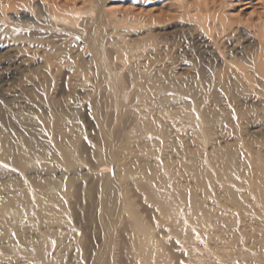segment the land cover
<instances>
[{
	"label": "bare ground",
	"instance_id": "obj_1",
	"mask_svg": "<svg viewBox=\"0 0 264 264\" xmlns=\"http://www.w3.org/2000/svg\"><path fill=\"white\" fill-rule=\"evenodd\" d=\"M109 1L120 0H93L95 8L88 10L94 12L92 17H80L79 10L69 8L66 11L64 6L48 0L0 1V92L13 98L11 111L27 124L23 127L17 122V129L26 131L31 128L41 132L48 146H41L31 137H26L14 147L0 142L3 148L0 160L11 161L15 169H20L16 171H21L17 178H13L10 171L6 176L0 174V230L6 233V241L0 239V264H63L60 257L56 258L60 252L52 251H58L56 246L61 238L58 239L57 235L70 239L74 234L72 229L63 233L62 226H68L69 216L76 212V202H80L87 193L92 196L90 213L98 229L97 242H78L71 249L70 245L61 243V253L64 249L69 254L68 262L64 264H264L260 253L264 238L256 236L249 244V236L245 244L247 228L238 226L240 221H233V225L228 221L235 218V213L230 212L234 208L224 211L225 214L218 213L217 209L226 203L223 205L224 199L212 194L214 188L223 182V179L219 182L217 173L220 170L224 172L222 170L226 166L230 182L226 181L238 183L232 169H228L231 167L226 165L228 159L224 163L226 166L222 165L224 159L218 163L222 152L217 147L229 142V135L220 134L212 138L207 150V143L200 138L205 125H210L207 120L211 112H208V117L209 109L206 112L201 110L206 102L204 98L194 100L191 94L192 99L168 73V79L164 80V70L160 65L156 67L157 64L153 67V59L150 57L151 61L149 56L144 59L138 57L128 65L127 61L122 63L124 56L120 60L121 54L117 56V53L121 51L124 54L130 47H121L119 41L120 46L115 45V36L111 39L103 29L107 23L103 8ZM90 22L99 23V28L89 27ZM78 39L83 41V52L89 56L90 66L86 70L81 68L82 63L80 67L74 63L75 68L71 67V61L61 48L65 42ZM201 42L206 43L202 39ZM208 44L204 47L211 50L206 53L214 54L215 48ZM261 48L252 61V74H264V48ZM82 49L75 46L72 52L82 53ZM36 60L50 80L54 77L59 81L57 90L62 94L66 91L65 95H68L50 108L31 103L32 98L24 94L26 89L14 88L11 86L14 82H9L18 80L16 77L24 69L33 67ZM179 68L186 72L191 70L184 64ZM240 68L236 67V71L241 78H246L248 70L243 69L244 73L247 72L245 75ZM250 76L247 75L246 79ZM37 79L34 84L41 85L39 94H45L50 82L48 85L44 83L45 77L44 81ZM29 81L25 80L26 86H34L31 83L34 81ZM80 122L86 125L85 131L81 130ZM232 142L237 141L233 139ZM218 149L220 158L217 160ZM250 156L245 157L248 159ZM214 159L217 163L213 162ZM100 161L102 164H96ZM113 161L120 163L117 165L121 168L120 174L115 166L112 177L110 173H104L99 176L103 177L99 181L80 182L84 176L92 175ZM51 162L62 167H54L56 164L50 167ZM77 162H88L90 166L84 168L86 172L83 173ZM34 166L42 168L34 171L37 169ZM22 173L24 181H27L25 186L15 182L21 179ZM252 174L249 171L245 177L253 180ZM10 181L13 183L9 184L11 188L8 185ZM253 183L250 188H253ZM231 188L227 191L231 192ZM234 198L236 203L243 200L236 199L237 196ZM245 204L235 206V210H247ZM31 217L37 218L39 222L36 224L43 226L39 227L38 238L32 235L33 241L23 243L25 237H21L17 230ZM226 222H230L227 225L232 228H222Z\"/></svg>",
	"mask_w": 264,
	"mask_h": 264
},
{
	"label": "rangeland",
	"instance_id": "obj_2",
	"mask_svg": "<svg viewBox=\"0 0 264 264\" xmlns=\"http://www.w3.org/2000/svg\"><path fill=\"white\" fill-rule=\"evenodd\" d=\"M48 1L51 3H56L57 5L62 7L64 6L66 8V11L69 8H70L69 10L72 9L79 10L81 12L80 17H92L94 15V12L91 13L88 12V10H90L89 8L92 9L93 6L95 8L93 0H48ZM103 11L105 12L104 18L105 20L107 19L106 20L107 23H105L104 25L105 28H103L105 33L108 32V34H110L109 37L111 38L113 36V39L115 36L116 39L114 40L117 41L116 43L113 40V43H115V45H117L119 41L120 44L122 43L121 47L122 45L123 47L125 45V48L130 47L131 49L130 50L129 48H127L126 51L129 50V52L124 51L125 52L124 54L123 52L120 53L121 51L117 53L118 54L117 56H120L121 54L120 60H122V56H124L123 57L124 60L122 61V63L124 61H127L126 63L128 65V63H131L138 57L139 59L141 58L144 59L147 56H149V58L151 57L153 59L152 61L150 58L153 67L157 64L156 67H159L158 65H160L162 70H164V71L161 70L162 72H165V75H163L164 80H167L168 76L169 77L171 76L170 78H173V81L176 80L178 81L177 85L180 84L178 87L181 88L182 91L188 93L189 96H191V98L192 95H194V100H196L195 98H197L198 101H200L199 99L204 98L206 102H204V105L201 107V110L202 111L204 110L206 112V110L209 109L206 113V116H208L210 112L211 115L210 117L208 116L209 119L208 117L205 118L206 120L208 119L207 121L210 123V125L207 124L205 125V129L203 130L204 133H202L200 138L202 140L204 139V143H207L208 146L206 145L205 148L208 150L210 148L209 142L212 138L217 137L220 134L229 135L230 137L229 142L228 141L223 142L217 147L221 150L220 152L222 153H220L218 149L217 150L218 157L216 158L218 160L221 154L222 157L220 158V161L218 160V163L219 162L222 163L221 161H223L222 159H224L222 165L226 166L229 164L228 167L231 168L228 169H232L231 171L234 175V178L238 180L237 185L236 183L233 184L231 182L230 184L226 181L228 180L230 182V180L227 178V175L229 173V171L226 168L227 166L224 167L226 170L225 169L222 170L224 172H221L220 170V173H217L218 174L217 178L219 179V182H221L222 179L223 182L222 184L221 183L218 184L219 182H217L219 186L216 184L217 186L212 191L213 192L212 194L213 196L219 195V198L224 199L223 205L225 203L227 205V206L226 205L220 206V209L219 210L217 209V212L224 213V211L225 212L228 210L230 211V209L234 208L230 212L235 213L234 216L235 218L234 220L232 219V221L231 220L228 221L232 222V225L234 223L233 221L236 222L240 221L241 223L239 222L240 224L238 223V226L243 225L242 227L247 228L245 229L246 230L245 233L248 231V233H246L248 237L246 235L245 244L248 242L250 244L251 240H253L256 236H259V238L257 237L258 239L264 238L263 236L264 228H262L264 226L263 225L264 176H261L264 175V163H263L264 147L262 148V146H264V105H263L264 104V74H257L256 72H253L254 74H252V70H251L253 69V67H251L252 61L257 58L256 55H258L259 48H261L262 46H263L262 48H264V0H137V1L120 0V1L107 2L103 8ZM113 19L115 20L112 22ZM114 22L115 24H113ZM88 26L97 29L99 28L100 24L97 22H90ZM113 29L116 31L115 32L116 35L112 33L114 32ZM201 39L202 41L205 40L207 44L210 42V44H208L210 46L212 44V48L213 47L215 48V49L213 48L214 54L208 55V53H206L211 49H209L208 47H204V44L206 43H202ZM124 41L127 43L125 44ZM82 42L83 41L80 39L75 41H70L67 43L65 42V44H62L61 48L64 49V53L65 56L68 57L67 58L68 61H71L70 62V64H72L71 67L75 68L76 65H77L76 67L78 66L80 67L82 63L81 68L86 70L89 68L90 63L88 62L89 60L88 53L86 54L83 52L85 49H82L84 48ZM120 44H118V46H120ZM75 46L81 47L82 53L81 52L80 53L82 55L78 52L76 53L72 52L74 51ZM69 48L72 49V51L69 50ZM262 50L264 57V49ZM252 54L254 57H251ZM67 59L65 58V60ZM175 62L177 63V65H175L176 64ZM34 63L35 64H32L33 67L30 68L28 67L27 68L28 70L24 69V72H22V74H19V76L16 77V79L18 78V80L15 81L9 80L10 83L14 82L12 83L11 86L12 87L14 86V88H17L19 90L20 88L26 89L24 94L25 96L32 98L31 103L35 104L36 102V104H39L40 106L44 105L46 108L47 107L50 108V105L56 103L58 100H59L58 102H61L64 100V98L66 99L68 96L65 95L66 91H64L65 93L63 92L62 94L61 91L57 90L59 89V85H57L59 84V81L54 77H51L50 80V77L46 76L47 73L45 74V71L41 66V64L37 62V60L34 61ZM73 63L75 64V66ZM182 64L188 65L191 68L190 70L191 72L180 70L179 66ZM262 65L264 66V63ZM176 66L178 68H176ZM172 67L173 69L170 70ZM236 67L237 68L241 67L242 69L241 68L240 69L242 70L243 74L247 73L246 71L244 73L243 69L248 70L249 73L247 75L248 76L255 75L253 77L256 80L252 78V76H250L252 79H250V77L246 79L247 78L246 74H245L246 78H241V74H238V72L236 71ZM166 68H168V70ZM44 77H45V81L43 79ZM234 77L236 78L234 79ZM37 78L39 79L41 78V80L43 79L44 83L46 82L47 85L50 82L49 83L50 85H48V91H46L45 94L44 93L39 94L41 85L37 84L36 86V84H34L36 83L35 80ZM46 78L50 81H48ZM25 80L27 81L30 80L29 82L33 80L34 82L31 83H33L34 86L33 85L26 86ZM251 80L253 82H251ZM226 89L229 90L227 91ZM54 92L56 93L57 96L55 95ZM59 94L60 96H58ZM67 94L69 93L67 92ZM5 95L2 92H0V142L8 143L9 146L14 147L18 143L23 142L26 139V137H31L33 140L39 142L41 146L48 147L47 142H45V138H44L45 136H43L41 132L31 130V128H29V130L26 131L17 129V122H20V124L23 127H27V124L25 121H23V119L19 117V115H16L15 117L14 112H12L10 109L13 104L12 102L13 98L11 99L9 96L7 95L5 96ZM62 95L65 97H63ZM235 119L237 121H235ZM80 127L82 131H85L87 129L86 125L83 122H80ZM224 127H226V129ZM221 129H223L224 131L222 130L221 132ZM36 132L41 135L39 136ZM203 136L205 137L203 138ZM195 138H199V136L197 137V135H195ZM233 139L234 141L237 142L233 143L232 142ZM199 140L200 139H198V141ZM238 142L240 144H238ZM242 151L245 153V155L244 153H242ZM249 153L250 154L253 153L251 154L252 157L250 156ZM2 154H3V148L0 147V156H2ZM246 155H249L251 157L248 158L250 161L246 159L245 157ZM226 158L228 159V162H226L227 164L225 165L224 163ZM229 158H231L230 159L231 161L229 160ZM251 161H253V163ZM213 162L217 163L215 159ZM52 163L53 162L49 163L50 167L56 164L55 162H54L55 164ZM58 164L59 163H57L56 164L57 166L54 167L61 168L62 166L61 165L58 166ZM96 164L100 165L102 164V162L100 161ZM77 165L78 166L80 165L83 168V173L86 172L84 168H88L90 166L88 162H80V164L78 163ZM117 165H120V163L119 162L116 163L115 161H113L109 163L107 166L105 165L104 167H100L98 170L95 171L96 173L94 172L92 175H88V176L86 175V177L84 176L80 182H82V180H86L85 181L86 183L89 182L90 180L99 181L101 178H103V177L100 178L99 176L103 175L104 173H110V177H112L113 170L115 171V166ZM220 165L219 167L223 169L222 168L223 166ZM14 166L15 165H13L11 161L4 162L0 160V174H4V176H6L5 174H9L10 171L11 173L13 172V178H17L18 176L16 175H18L19 173L21 174V171L17 172L16 169H18V171L20 169L19 168L15 169L16 166L15 167ZM232 166L234 167V170ZM34 167L37 168L34 171L40 170L42 168L41 166L40 168H38L37 166ZM117 169L119 171L118 173L120 174L121 168L117 166ZM248 170L251 173H253L252 174L253 180L251 179L252 181L245 177V174L249 172ZM234 173H236V175ZM239 173L241 174V176H239L240 175ZM259 175L261 178L259 177ZM20 177L21 179L18 178V180L15 181L16 184L20 183L23 186H25V183L27 181L26 180L24 181L25 176L23 175V173L22 175H20ZM251 182H254L253 185L255 187L253 186V188H250ZM9 184L12 185L13 183H11L10 181L8 185ZM228 188H231L232 191L231 192L227 191ZM233 191L235 193H233ZM231 194H235L234 196H237L236 199L239 200L243 199L237 203L243 205L246 203L247 205L245 204V206L248 209L247 210L244 209L245 211L242 210V208H240L239 210L237 209L235 210V206L237 207V205L239 204L236 203L234 196ZM85 195L86 196H84L80 202L78 203L76 202V204L78 205L76 206L78 207L79 211L77 210V207L76 209H74L76 212L75 214L69 216V220H68L69 222L67 224L68 226L66 225L62 226V228H64L62 230H65V232L60 231L66 233L67 231L70 232V229H72L71 231L74 233L72 234L73 238L71 237L72 235L70 236V239H65L64 236H62L61 234H60L61 236L57 235L58 239L61 238L60 240H58V245L56 246L58 251L56 249L52 250L54 252H60L59 255L56 256V258L60 257V260L63 262V264L68 262L69 254L65 253L66 251L62 249L64 252V253L62 252L64 256H61L63 255L61 253L62 244L70 245L69 249H71V247L72 248L75 247L78 244V242L79 243L86 242L90 244L91 243L95 244V242H97L95 236H97L98 229H97V225L93 222V216L91 215L92 213H90L91 212L90 210H92L91 208L93 207L92 196L91 194L89 195V193ZM260 195H262L261 198H259ZM70 201H73V199ZM206 201L207 203L209 202V200ZM249 202L251 204H249ZM261 205L263 206L260 207ZM90 216L92 218H90ZM36 221L37 218L31 217L30 220L29 219L27 220L26 223L27 225L24 224L25 226H20L18 228L17 232L19 233V235L20 236L22 235L21 237L24 236L26 238V239L23 238L24 240L22 239L23 243L27 242L28 240H29L28 242L33 241V236L34 237L37 236L36 238L39 237V229L43 225L41 226V223L36 224L39 222V220L37 222ZM230 222H226V224L223 223L224 225L221 223L220 226L223 225L222 228L224 229L228 228L230 227L228 226ZM26 227L27 228L29 227L28 230ZM234 228L236 229V227ZM248 228L249 229L251 228V231ZM22 229L25 230L23 231ZM1 230H0V234H1L0 239L3 238L2 240L6 241L4 238L6 233L4 234L3 231ZM31 236L32 239H30ZM249 236H250V240L248 241L247 239L249 238ZM35 240L37 239H34V241ZM263 249L264 246L262 249H260L261 250L260 253L261 256L264 257ZM50 255L53 256L54 254H50ZM73 264L76 263L74 262Z\"/></svg>",
	"mask_w": 264,
	"mask_h": 264
}]
</instances>
